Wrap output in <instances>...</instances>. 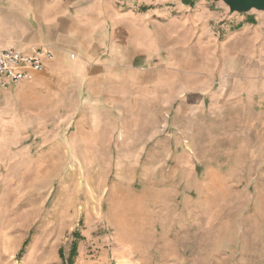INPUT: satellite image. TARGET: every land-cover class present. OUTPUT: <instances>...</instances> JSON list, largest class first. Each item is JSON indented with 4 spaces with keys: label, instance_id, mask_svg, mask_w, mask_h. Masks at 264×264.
Wrapping results in <instances>:
<instances>
[{
    "label": "rangeland",
    "instance_id": "374dc122",
    "mask_svg": "<svg viewBox=\"0 0 264 264\" xmlns=\"http://www.w3.org/2000/svg\"><path fill=\"white\" fill-rule=\"evenodd\" d=\"M115 1L183 41L163 44L162 73L148 70V87L166 93L167 126L136 115V142L117 147L75 133L73 118L30 138L28 153L2 145L0 131V264H69L73 242V264H264V38L225 40L244 37L250 17L264 35V11ZM250 51L258 58L241 59ZM200 91L206 111L188 97Z\"/></svg>",
    "mask_w": 264,
    "mask_h": 264
},
{
    "label": "crops",
    "instance_id": "0c3cea01",
    "mask_svg": "<svg viewBox=\"0 0 264 264\" xmlns=\"http://www.w3.org/2000/svg\"><path fill=\"white\" fill-rule=\"evenodd\" d=\"M115 2L0 0V49L31 52L41 46L53 54L42 71L6 92L0 90L4 97L0 100L2 145L22 146L21 153H28L34 148L30 138L44 136L50 127L59 132L68 129L73 118H77L75 133L100 135L96 141L108 139L117 147L136 142L128 139L132 130H139L136 115L148 114L144 128L167 126L166 93L148 87V70L155 65L162 73L168 63L161 56L163 44L173 47L183 41L176 26L162 33L159 23H146L142 13L122 10ZM181 6L187 7L184 2ZM250 18L253 21L242 28L247 32L244 37L234 33L225 40L251 38L249 45L256 47L257 38L264 35L249 31V26L256 24L255 18ZM183 28L188 43L192 30L187 24ZM240 57L257 59L258 55L250 51ZM209 94L200 91L188 97H195L200 109L206 111L203 100Z\"/></svg>",
    "mask_w": 264,
    "mask_h": 264
},
{
    "label": "built area",
    "instance_id": "2783aa9c",
    "mask_svg": "<svg viewBox=\"0 0 264 264\" xmlns=\"http://www.w3.org/2000/svg\"><path fill=\"white\" fill-rule=\"evenodd\" d=\"M52 58V52L41 46L31 52L13 47L0 49V90L8 91L28 79L32 73L42 71L45 62Z\"/></svg>",
    "mask_w": 264,
    "mask_h": 264
},
{
    "label": "water",
    "instance_id": "95a60500",
    "mask_svg": "<svg viewBox=\"0 0 264 264\" xmlns=\"http://www.w3.org/2000/svg\"><path fill=\"white\" fill-rule=\"evenodd\" d=\"M218 1V0H214ZM231 12H248L255 8L264 11V0H222Z\"/></svg>",
    "mask_w": 264,
    "mask_h": 264
},
{
    "label": "trees",
    "instance_id": "16d2710c",
    "mask_svg": "<svg viewBox=\"0 0 264 264\" xmlns=\"http://www.w3.org/2000/svg\"><path fill=\"white\" fill-rule=\"evenodd\" d=\"M185 4H190V5H193L194 4V2H193V0H184L183 1ZM144 9H145V7H143ZM253 21V19L252 18H249L248 19V21H247V23H249V22H252ZM72 246H71V249H70V251H69V254H68V258H67V260L70 262L69 264H73L74 263V260H73V258H74V256L76 255V253H77V248H78V245H76V242H73L72 244H71ZM62 249H60L59 250V255L61 256V257H63V254H62Z\"/></svg>",
    "mask_w": 264,
    "mask_h": 264
}]
</instances>
